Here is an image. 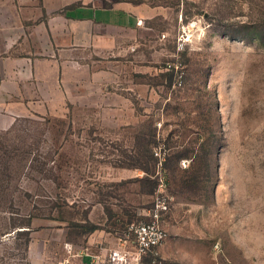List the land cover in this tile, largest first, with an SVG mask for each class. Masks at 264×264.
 Segmentation results:
<instances>
[{
  "label": "rangeland",
  "instance_id": "374dc122",
  "mask_svg": "<svg viewBox=\"0 0 264 264\" xmlns=\"http://www.w3.org/2000/svg\"><path fill=\"white\" fill-rule=\"evenodd\" d=\"M151 6L132 110L71 105L0 130V264H60L85 243L68 241L60 211L119 242L162 196V264H264V0ZM146 149L159 157L154 193L125 167Z\"/></svg>",
  "mask_w": 264,
  "mask_h": 264
},
{
  "label": "crops",
  "instance_id": "0c3cea01",
  "mask_svg": "<svg viewBox=\"0 0 264 264\" xmlns=\"http://www.w3.org/2000/svg\"><path fill=\"white\" fill-rule=\"evenodd\" d=\"M151 1L0 0V130L31 113L64 115L68 105L132 110L133 66L146 63L149 29L137 22L154 15ZM84 240L68 243L60 264H102L119 246L104 231Z\"/></svg>",
  "mask_w": 264,
  "mask_h": 264
},
{
  "label": "built area",
  "instance_id": "2783aa9c",
  "mask_svg": "<svg viewBox=\"0 0 264 264\" xmlns=\"http://www.w3.org/2000/svg\"><path fill=\"white\" fill-rule=\"evenodd\" d=\"M137 25L144 26V20H138ZM169 211V199L166 196L159 197L150 212L149 219L130 225L119 238V246L108 252L102 264H162L160 249L169 239L164 217Z\"/></svg>",
  "mask_w": 264,
  "mask_h": 264
},
{
  "label": "trees",
  "instance_id": "16d2710c",
  "mask_svg": "<svg viewBox=\"0 0 264 264\" xmlns=\"http://www.w3.org/2000/svg\"><path fill=\"white\" fill-rule=\"evenodd\" d=\"M173 71L168 72L167 75H169L170 79L173 76ZM69 108H71V105H68ZM156 141H154V145L156 146ZM159 162V157L156 155V152L152 151L151 149H146L144 153L138 154L136 156L131 155L128 165H125V167L130 169H139L142 170L146 175L139 179L142 183L146 181L152 182V188L149 191V193H154L156 191V188L159 186L158 176L156 177V165ZM163 165V163H162ZM61 212V217H55L57 219H60L61 221H66L69 223V232H68V241H72L71 236L76 235L79 237H82L87 234H92L97 230H100V227H98L96 224L86 221L84 223H78L72 221L70 217H66L64 215V212ZM28 228H30L31 224L30 221L25 224ZM29 232V231H27ZM27 232H20L22 235H27L26 237V243L30 242V237ZM78 243V242H77ZM76 244V243H75Z\"/></svg>",
  "mask_w": 264,
  "mask_h": 264
}]
</instances>
